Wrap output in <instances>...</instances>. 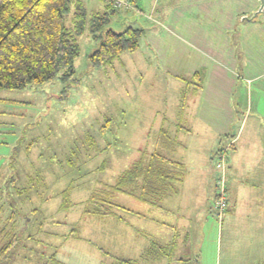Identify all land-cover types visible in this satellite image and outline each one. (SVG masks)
<instances>
[{
  "label": "rangeland",
  "instance_id": "1",
  "mask_svg": "<svg viewBox=\"0 0 264 264\" xmlns=\"http://www.w3.org/2000/svg\"><path fill=\"white\" fill-rule=\"evenodd\" d=\"M73 1L81 2L89 17L110 13L111 21L106 30L122 32L133 26L144 30V33L136 52L123 53L113 65L95 67L89 56L101 42L93 37L87 26L78 37L81 53L75 60L73 75L63 79V71L48 83L33 84L24 90L0 92V189L5 188L16 173L22 180L29 174L44 178L43 184L30 185L18 199L13 195V203L18 208L3 204L0 226L12 228V220L18 230L28 225L22 232L24 241L12 264H60L62 259H66L62 255V248L66 246L74 249L81 247L89 253L91 250L87 241L90 238H86L83 244L78 240L89 233L85 230L83 211L84 207H93L87 204L91 193L104 191L106 183L115 184L119 175L139 159L145 146L149 150L154 147L155 141L152 140L156 137L155 129L159 124L158 111H167L172 118L182 99L177 94L175 82L153 87L157 78L143 74L147 66H151V70L156 68V61L151 58L156 50L149 43L151 34L148 30L153 27L163 30L155 7L166 5V9L171 10L174 4H178L177 0L170 3L169 0H122L123 7L115 13H111V0ZM252 1L257 3V0ZM261 1L264 3V0ZM192 2H200L203 9L184 8L173 15L181 12L185 20L194 17L201 24L211 22L214 15L209 12L210 0ZM221 5L222 2L214 4L215 7ZM232 5L238 3L233 2ZM74 12L72 9L67 18L68 26L72 25ZM163 22L171 24L176 19ZM226 96L233 103L246 101L240 86ZM196 99L202 103L210 102L209 96ZM255 100L254 94V105L257 103ZM153 131L151 141L147 142L148 132ZM197 136L198 164L204 165L207 155L211 154V194L214 196L210 210L204 207L202 211V223L199 227L197 225L199 234L191 240L198 250L203 246L202 254H198L199 263L264 264L261 259H256L255 254V249L261 250L259 243L264 240L261 233L258 236L247 235L240 227L234 228L237 223L233 218L225 220L226 225L222 223L231 201H227L223 214L217 207L221 191L218 180L222 175L217 167L218 158L226 156L228 198L230 160L227 154L232 145L227 143L226 137L216 140L214 134L206 129L198 132ZM7 158L9 168H4ZM106 161L108 168L105 170L103 164ZM69 189V199L75 205L70 210H63V192ZM121 195L115 194V199L118 200ZM231 226L233 228H228ZM73 229L79 234L70 236ZM91 236L92 241L98 240L97 234ZM89 258L96 260L93 252Z\"/></svg>",
  "mask_w": 264,
  "mask_h": 264
},
{
  "label": "crops",
  "instance_id": "2",
  "mask_svg": "<svg viewBox=\"0 0 264 264\" xmlns=\"http://www.w3.org/2000/svg\"><path fill=\"white\" fill-rule=\"evenodd\" d=\"M177 2L171 10L166 5L155 7L163 30L158 27L148 30L149 43L156 50L151 57L156 68L151 70L147 66L143 74L157 78L153 87L175 82L182 99L172 118L167 111H158L159 124L152 140L155 145L150 150L145 146L138 160L162 153L179 163L170 166L180 175L179 181H174V191L160 202H149L140 193H120L116 200L120 208L114 215L84 214L85 230L89 233L78 243L90 238L87 242L91 251L66 246L62 248L66 259L60 264H200L198 254H202L203 246L198 250L191 240L199 234L197 225L202 223L204 207L209 211L214 199L211 154L202 166L197 160V135L205 129L216 140L226 137L232 145L227 154L230 160L227 200L231 206L227 207L222 223L226 225L233 218L237 223L234 228L240 227L249 236L261 233L264 239V3L210 0L209 12L214 16L211 22L201 24L194 17L183 19L181 12L173 15L184 8L201 10L200 2ZM215 2L222 5L215 7ZM233 2L238 5H232ZM168 19L176 22H163ZM238 86L245 93V103H233L226 96ZM206 96L209 103L196 99ZM148 133L147 142L154 131ZM8 164L9 158L3 167ZM107 165L106 161L105 170ZM92 234H97L98 240L92 241ZM259 248L255 249L256 259L264 261V240ZM91 252L95 261L89 258ZM156 252L162 256L147 258Z\"/></svg>",
  "mask_w": 264,
  "mask_h": 264
},
{
  "label": "trees",
  "instance_id": "3",
  "mask_svg": "<svg viewBox=\"0 0 264 264\" xmlns=\"http://www.w3.org/2000/svg\"><path fill=\"white\" fill-rule=\"evenodd\" d=\"M111 5L114 0H111ZM75 8H72V7ZM111 13L120 9L112 7ZM75 10L72 25L67 18ZM110 13L88 16L81 2L73 0H0V92L3 90H24L33 84L42 85L54 80L60 72L63 79L75 73L74 63L80 56L81 47L78 37L87 26L100 46L90 56L93 66L113 65L125 52H134L140 45L142 30L127 27L122 32L107 29ZM179 163L156 152L146 155L124 171L115 184H105L104 191L91 193L83 214L91 216L114 215L120 206L114 196L118 193L138 194L152 203L160 202L174 191V181L180 175L170 169ZM25 179V178H24ZM22 180L18 173L8 180L5 188L0 189V214L3 204L12 208L13 195L18 199L30 185H41L43 177L27 175ZM70 190L63 192V210H70L75 204L69 199ZM228 201V200H227ZM18 208V207H17ZM12 220V217L10 218ZM0 226V264H12L23 244L22 232L26 227L17 229ZM78 234L73 229L70 236ZM162 250V249H161ZM162 253L148 254V257H161ZM120 260V259H118Z\"/></svg>",
  "mask_w": 264,
  "mask_h": 264
},
{
  "label": "built area",
  "instance_id": "4",
  "mask_svg": "<svg viewBox=\"0 0 264 264\" xmlns=\"http://www.w3.org/2000/svg\"><path fill=\"white\" fill-rule=\"evenodd\" d=\"M113 7L115 9H120L121 7H123L122 0H114L113 1ZM218 159H219V161L217 163V167H218V169H220L222 175L218 180V187L220 188L221 191L218 194L219 200L217 202V207L219 208L220 213L223 214L226 207H227V194H226L227 186H226V181H225V173H226V164H225L226 156H225V154Z\"/></svg>",
  "mask_w": 264,
  "mask_h": 264
}]
</instances>
